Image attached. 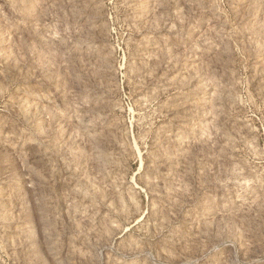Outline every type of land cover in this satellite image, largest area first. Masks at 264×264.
<instances>
[{
	"label": "rangeland",
	"instance_id": "obj_1",
	"mask_svg": "<svg viewBox=\"0 0 264 264\" xmlns=\"http://www.w3.org/2000/svg\"><path fill=\"white\" fill-rule=\"evenodd\" d=\"M0 264H264V0H0Z\"/></svg>",
	"mask_w": 264,
	"mask_h": 264
}]
</instances>
